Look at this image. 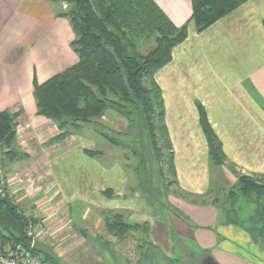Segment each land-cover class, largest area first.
Returning a JSON list of instances; mask_svg holds the SVG:
<instances>
[{"label": "crops", "instance_id": "obj_1", "mask_svg": "<svg viewBox=\"0 0 264 264\" xmlns=\"http://www.w3.org/2000/svg\"><path fill=\"white\" fill-rule=\"evenodd\" d=\"M153 2L175 27L191 16V0ZM63 11L57 0H0V112L17 114L15 147L28 155L1 162L0 179L25 215L44 223L37 250L65 264H132L134 253L125 249L131 241L139 251L133 264H205L206 258L264 264V238L253 240L244 227L226 223L204 198L212 164L198 112L200 105L225 165L244 176H264V0H248L201 33L189 25L171 60L155 72L176 189L153 208L141 190H130L118 160L94 153L101 137L95 124L56 140L57 124L37 115L34 85L77 62ZM114 118L106 112L101 123L109 126ZM85 125L92 129L84 133ZM77 203L74 221L71 205ZM116 215L139 226L132 232L137 238L117 239L106 231Z\"/></svg>", "mask_w": 264, "mask_h": 264}, {"label": "trees", "instance_id": "obj_2", "mask_svg": "<svg viewBox=\"0 0 264 264\" xmlns=\"http://www.w3.org/2000/svg\"><path fill=\"white\" fill-rule=\"evenodd\" d=\"M57 1L66 4L62 14L69 20L74 33L71 46L77 62L44 83L34 85L37 115L57 124L61 133L56 140L79 131L84 124L98 126L106 112L119 115L129 124L136 115L138 125L147 133L149 152L157 170L162 173L166 151L165 162L175 181L163 99L154 74L171 60L172 49L186 39L189 25L201 33L248 0H191V16L180 27H175L153 0ZM142 42L151 44L145 52L139 50ZM198 112L210 162L214 166H223L226 157L221 143L200 105ZM16 117L17 114L0 112V150L6 163L28 158L15 147ZM100 136L112 143L105 134L100 133ZM85 153L88 156L94 154ZM237 188L241 198L253 203L256 209L251 223L254 228L239 224L230 216L225 217V222L244 227L253 240L264 238V176L241 175L237 179ZM3 189L4 196H0V251L7 254L19 247L37 256L40 264H65L56 261L50 252L37 250L35 243L31 245L26 229L30 223L38 221L29 218L14 204L5 185ZM252 196L260 201L256 204L251 200ZM231 216L234 217V213ZM256 223L260 224L259 229ZM138 229V225L125 223L118 215L106 226V231L117 239Z\"/></svg>", "mask_w": 264, "mask_h": 264}, {"label": "rangeland", "instance_id": "obj_3", "mask_svg": "<svg viewBox=\"0 0 264 264\" xmlns=\"http://www.w3.org/2000/svg\"><path fill=\"white\" fill-rule=\"evenodd\" d=\"M61 4L65 11L63 6H66V4ZM142 44L143 45L139 48L141 52H145L147 47L151 45L145 44V42H142ZM111 113L116 117L112 119V123H108L109 126H106L107 122L102 121L101 124L98 122L99 124L96 129L99 133L108 136L112 143H109V141L104 138L98 137L97 141L99 145L94 148V153L103 155L101 158L108 161H112V159H115V161L118 160L130 177V190L137 188L141 190L144 195L142 198L149 206L152 208L156 207L154 202L165 203L167 194L174 192L176 189L174 178L169 172L165 162L167 152L165 151L166 154L164 153L161 173L157 170V164L150 155L147 133L141 128V125H138L137 116L135 115L133 122L129 124L124 118L113 112ZM88 125H85L86 129L84 128V133L92 129L91 126ZM1 162L6 163V161H1L0 159V164ZM210 175V189L207 197H204L206 201L215 204L214 206L220 212L223 220H225V217L230 216L231 220L253 229L254 227L251 223L256 209L253 203L241 198L238 193L237 179L242 174L228 164L220 167L212 164L210 165ZM251 200L256 204L260 201V199H257L255 196H252ZM79 208L80 205L78 203L71 205L72 213L75 214V217H72L74 221ZM232 213H234V217L231 216ZM256 225L258 229L261 227L258 223H256ZM80 228H82V226H80ZM129 237L130 240L137 238L132 232L129 233ZM128 243L129 242L125 244L127 245ZM128 245L129 246H123H125L127 251H131L135 254H133L131 258L128 257L133 264L139 257V251H137L131 241ZM140 246L141 248H146L145 245ZM190 246H185V250H192ZM45 252L48 251L45 250Z\"/></svg>", "mask_w": 264, "mask_h": 264}, {"label": "built area", "instance_id": "obj_4", "mask_svg": "<svg viewBox=\"0 0 264 264\" xmlns=\"http://www.w3.org/2000/svg\"><path fill=\"white\" fill-rule=\"evenodd\" d=\"M63 7L65 8L66 6L64 5ZM4 185V182L0 181V196L2 197L4 196ZM45 229V225L42 222L30 223L28 225L26 236L30 238L31 245L44 234ZM0 264H40V260L28 251L16 247L12 252L10 250L7 254L0 251Z\"/></svg>", "mask_w": 264, "mask_h": 264}, {"label": "water", "instance_id": "obj_5", "mask_svg": "<svg viewBox=\"0 0 264 264\" xmlns=\"http://www.w3.org/2000/svg\"><path fill=\"white\" fill-rule=\"evenodd\" d=\"M205 264H217V263H215L213 260H212V258H206L205 259Z\"/></svg>", "mask_w": 264, "mask_h": 264}]
</instances>
